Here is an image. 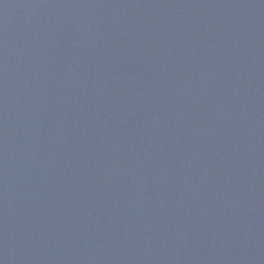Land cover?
I'll list each match as a JSON object with an SVG mask.
<instances>
[{"label":"water","instance_id":"1","mask_svg":"<svg viewBox=\"0 0 264 264\" xmlns=\"http://www.w3.org/2000/svg\"><path fill=\"white\" fill-rule=\"evenodd\" d=\"M0 264H264V0H0Z\"/></svg>","mask_w":264,"mask_h":264}]
</instances>
